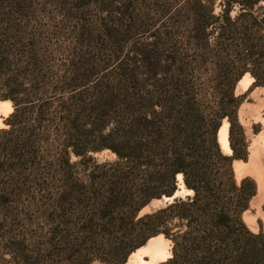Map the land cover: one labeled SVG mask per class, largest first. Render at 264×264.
Returning <instances> with one entry per match:
<instances>
[{
	"label": "trees",
	"instance_id": "obj_1",
	"mask_svg": "<svg viewBox=\"0 0 264 264\" xmlns=\"http://www.w3.org/2000/svg\"><path fill=\"white\" fill-rule=\"evenodd\" d=\"M183 5L186 44L200 50L199 88L173 71L190 70L192 59L158 54L127 92L94 83L89 106L75 94L59 96L55 86L42 90L38 60L5 50L20 34L0 33V100L12 107L0 128V221L22 216L37 191L44 224L36 236L10 240L17 264H125L157 236L171 246L161 264H264V236L241 221L256 186L248 177L235 179L232 162L245 155L231 144L244 96L235 94L237 82L248 75L251 86H264V0ZM70 6L91 10L106 27L141 25L146 9L142 0H71ZM66 80L73 91L75 79ZM224 120L230 155L217 141ZM88 136L93 148L86 147ZM101 150L115 159L86 157ZM69 152L79 158L73 168ZM178 175L191 194L141 213L178 190Z\"/></svg>",
	"mask_w": 264,
	"mask_h": 264
},
{
	"label": "rangeland",
	"instance_id": "obj_2",
	"mask_svg": "<svg viewBox=\"0 0 264 264\" xmlns=\"http://www.w3.org/2000/svg\"><path fill=\"white\" fill-rule=\"evenodd\" d=\"M142 1L146 9L140 12L141 25L121 23L106 27L91 10H73L71 0H0V33L9 32L12 36L20 34L21 39L17 35L16 39L4 43L5 50L16 58L25 52L27 56L38 60L39 75L45 79L42 90L49 91L55 86L59 96L66 99L70 94H75L76 99L82 98L88 106L94 83H97L98 88H107L114 93L127 92L129 90L125 89L137 86L140 75L150 68L145 69L144 66H150L158 54L164 58L173 53L176 59L183 61L192 59L194 64L190 70L173 71L192 79L194 88H199L200 50L194 53L186 44L188 29L183 5L185 0ZM215 1L218 3V0ZM168 4V13L161 15L159 12ZM217 11L215 5L214 12ZM24 73L29 75L30 72L25 70ZM69 76L75 79L73 91V88L65 85ZM129 79L134 84H130L133 81ZM251 83L243 87H237L236 84L235 87V94L244 96L237 111L238 123L232 128L231 144L245 158L234 160L237 164L233 166V161L232 168L237 181L248 177L256 186L255 195L241 215V221L250 233L264 236V86H251ZM118 88L122 90L116 92ZM80 93L83 95H78ZM224 123L227 122L224 120L218 129L217 141L222 152L230 155L228 129L227 145L230 152L221 146L219 137ZM86 142L87 148L96 146L92 136L86 137ZM88 156L98 160L115 159L108 150L89 151L86 154ZM78 160L69 152L72 168ZM177 191L180 197L188 195L180 186ZM38 200L39 192H33L29 202L23 204L22 216L0 221V264H17L9 253L10 240L27 239L44 230ZM170 228L176 230L173 226ZM170 248L155 264H161L171 256ZM142 261L141 264H150L146 256L142 257ZM91 264L100 263L95 261Z\"/></svg>",
	"mask_w": 264,
	"mask_h": 264
},
{
	"label": "bare ground",
	"instance_id": "obj_3",
	"mask_svg": "<svg viewBox=\"0 0 264 264\" xmlns=\"http://www.w3.org/2000/svg\"><path fill=\"white\" fill-rule=\"evenodd\" d=\"M252 82V78L248 75H245L238 83L237 87H243L246 86L247 84H250ZM12 110L11 104L9 101H5L3 103H0V128L5 127L3 125V119L10 113ZM228 124L224 123L220 129V141H221V146L229 151L228 145H227V128ZM237 161L233 162V166L236 165ZM178 180V186H180L181 190L186 191L187 194H190L191 192L186 190L184 188V185L182 183V178L181 175L177 176ZM175 196L178 195V191H176ZM163 199V198H162ZM165 200V199H164ZM163 202V201H162ZM163 204V203H162ZM161 205L160 201H155L153 200L152 202L149 203L148 206H146L141 213L144 212H149L150 210L155 209L156 207H159ZM170 246V242L167 240L163 239L161 236H157L155 238H150L145 245L142 247L138 248L135 252L131 253V255L127 258V263L126 264H141L142 257L146 256L149 258V263L150 264H155L156 260L160 259L161 256L168 251Z\"/></svg>",
	"mask_w": 264,
	"mask_h": 264
},
{
	"label": "water",
	"instance_id": "obj_4",
	"mask_svg": "<svg viewBox=\"0 0 264 264\" xmlns=\"http://www.w3.org/2000/svg\"><path fill=\"white\" fill-rule=\"evenodd\" d=\"M3 102H5V101H1L0 100V103H3ZM9 114V113H8ZM7 117V116H6ZM5 117V118H6ZM4 118V119H5ZM4 119H3V125H4ZM177 197H180V196H175V194H173L171 197H169V198H163V199H161V200H158V201H163L162 203H163V205L165 204V203H171L172 201H173V199H175V198H177ZM165 199V200H164ZM127 262V261H126ZM126 262H125V264H126Z\"/></svg>",
	"mask_w": 264,
	"mask_h": 264
}]
</instances>
